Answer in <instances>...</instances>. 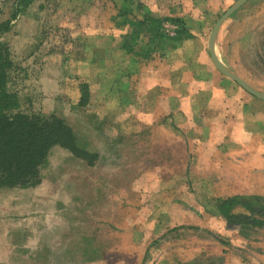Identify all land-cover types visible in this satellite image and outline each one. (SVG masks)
Masks as SVG:
<instances>
[{"label":"rangeland","instance_id":"rangeland-1","mask_svg":"<svg viewBox=\"0 0 264 264\" xmlns=\"http://www.w3.org/2000/svg\"><path fill=\"white\" fill-rule=\"evenodd\" d=\"M14 1L0 0L5 12L3 17L10 14ZM117 2L33 0L25 14L16 21L14 30L3 37L16 65L9 87L21 100L19 110L29 115H55L64 119L76 133L81 147L96 156L90 165V184L86 186L81 180V164H87L82 159L76 158L80 162L75 165L79 167L77 174L66 170L72 161L55 167L56 171L62 172V180H66L62 183L70 181L69 194L74 199L68 204V210L80 211L79 196H90L89 209L99 213L105 223L100 227L91 224L90 258L95 242L105 254L97 264H132L134 258L128 251L129 242L137 240L142 244L148 237L150 247L145 251L142 264L263 263L264 252L258 247V239L262 236L258 230L262 228L241 229L239 225L229 224L224 218L212 214L213 206L210 205L215 198L226 196V193L219 194L210 182L226 178L228 171H225V158L215 157L218 150H210V147L220 149L219 146L225 145V139L217 138L211 145L205 139L203 142L209 149L198 150L204 139L198 131L206 127L208 118L192 116L188 108L185 112L183 109L176 112L180 107L172 105L164 107L165 112L162 110L165 118L160 117L161 111L155 107L154 121L146 123L153 109L145 105L146 98L153 94L155 100L172 101L182 93V98L209 100L212 94L218 98L230 93L224 89L228 85L226 82L244 90L232 79L229 81L227 76L221 87L210 89L212 94L210 90L199 92L194 83L188 87L180 83L184 77L180 66L185 63L193 67L194 59L199 60V54H204L198 42L210 36L201 27L215 13L212 10L214 4L209 3L207 10L200 6L197 11L190 9L185 14L187 19L182 18L189 34L194 32L195 36L191 35L194 40L178 42L176 47L155 53L145 60L122 49L130 30L129 27H120V21L113 18L121 19V14L132 18L135 12L129 13L127 5H121L125 9L119 8ZM261 5L264 0L257 6L245 8L246 12L239 17L236 15L230 23H224L222 37H218L221 48L217 52L227 67L263 93L264 24L255 13ZM138 10L139 13L145 11L142 7ZM212 26L210 23L209 31ZM242 36L246 37V42L243 48L238 47V51L234 41ZM143 43L141 40L135 47L137 52L147 47ZM193 55L196 57L192 58ZM151 67L155 87L148 91L142 87L146 85H142L146 78L141 71L143 73ZM194 68H200L197 62ZM206 68L201 65L204 69L201 77L208 86L212 82ZM82 84H86L89 90L86 107L78 104L83 95ZM244 92L251 95L246 90ZM187 111L192 118L185 117ZM60 150L63 149L56 147L51 152L54 163H57ZM84 162L88 163L87 160ZM49 165L54 168L51 162ZM64 185L61 184L63 188ZM53 191H56L55 186L49 185L0 191V203L5 210L0 211L1 216L4 213L3 217L15 216L19 219L17 224L23 228L25 225L31 230L39 226L44 228L51 222ZM97 196L103 197L100 203H97ZM113 219L117 223L112 224ZM1 226L0 221V232ZM183 226H192L193 229H183ZM46 235L42 234L43 240L48 238ZM33 238V234L7 236L0 233V247L9 239L32 243ZM30 254L36 257L31 264L50 263L47 258L37 259V252L33 249ZM5 256L8 258V253L0 255V260Z\"/></svg>","mask_w":264,"mask_h":264},{"label":"crops","instance_id":"crops-1","mask_svg":"<svg viewBox=\"0 0 264 264\" xmlns=\"http://www.w3.org/2000/svg\"><path fill=\"white\" fill-rule=\"evenodd\" d=\"M117 1V0H116ZM239 0H118L116 5H120L119 8L125 9L124 6L121 5H127V10H129V13L135 12L132 16V18H125L122 17V14L119 15L122 19H116L117 17L113 18L115 21H120V23L123 25L124 22L129 21V23H133L132 21L138 19V20H147V16H150L155 19H163V24L166 19H181L186 27L187 24L184 19H187L185 17V14H188V11L190 9H193V11H197V7H203L202 9L207 10L209 3H213V9L215 10V13L211 14L209 16V21H206V23H203L202 27L203 32L207 35L209 34L211 36L212 30L215 27L218 20L233 6L235 5ZM261 0H247L242 6H240L235 12H233L221 25V28L223 27L224 23H228L230 20H232L236 15L239 17V15L242 14L243 11L246 12L247 7L251 6H257L260 4ZM137 2V3H132ZM115 5V6H116ZM106 7L105 5H103ZM114 6V7H115ZM263 6V7H262ZM142 7L145 11H142V13H139L138 8ZM196 8V9H195ZM211 8V7H210ZM262 8V9H261ZM261 8L259 11L255 12L258 17L254 16V18H257L258 20H261L264 24V5H261ZM245 9V10H244ZM250 9V8H248ZM120 10V9H119ZM184 18V19H182ZM129 19V20H126ZM212 19V20H210ZM137 20V21H138ZM209 22V23H208ZM119 24L118 22H115ZM210 23H212V28L209 31L208 28L210 26ZM230 23V22H229ZM232 23V22H231ZM120 24V25H121ZM231 27L232 24H227V26ZM234 24L232 25V27ZM121 27H129L127 26H121ZM221 28L219 29V32L217 34L216 40H215V52L218 54V49L221 48V43L218 41V37H222ZM126 30V29H125ZM131 33V29H129ZM192 32V31H191ZM190 35L195 36L194 32ZM142 36V35H141ZM139 36V40L141 41L143 37ZM148 36V35H146ZM210 36L207 38L201 39L198 43L201 45V52H203V55H200L199 60L194 59L193 67L192 66H186L185 63L180 66L182 69V77L183 79L180 81V83L183 86L187 87L189 84L194 83L195 86H198L197 89L200 91L204 90H210L213 88L217 89L221 87V83H224V79L227 78L223 75V73L216 67L214 64L212 53L210 50L209 42H210ZM129 37V36H128ZM149 37V36H148ZM125 38H127L125 36ZM124 38V41H125ZM192 38V39H191ZM189 40H194L193 37H191ZM145 42L148 41V38H144ZM246 37L242 36V39L236 40L237 49L238 47L243 48V44ZM123 41V42H124ZM207 44V45H206ZM241 44V45H239ZM199 46V47H200ZM147 49V48H145ZM124 50V49H123ZM239 51V49H238ZM121 48L119 49V53H121ZM125 52V51H124ZM194 53V52H193ZM153 56V54H150V58ZM196 55H193L192 58H195ZM185 59H188V57H185ZM202 59V60H200ZM147 60V59H146ZM213 61V63H212ZM147 62V61H146ZM197 64H199L200 68H194ZM212 63V66L210 65ZM214 64V65H213ZM192 65V62H191ZM201 65H206L207 73L210 74L211 82L210 84L203 82V77H201V73L204 72V69H201ZM137 74H140L139 68H137ZM151 69V70H150ZM149 70H145L143 73L141 71V75L145 76L143 78H146L143 81V84H146L142 87H145L146 90L151 91L154 90L155 83H153L154 79V72L153 67H151ZM199 69V73L197 70ZM137 75V76H138ZM162 78V73H160ZM199 77V78H198ZM169 78V76H167ZM230 81V78H227ZM142 81V78H141ZM245 81V80H244ZM158 82V81H157ZM228 85L224 86L225 91L230 92L229 94L225 96H219L218 98L213 95L212 91L209 92L212 94L211 98L208 99H202V98H196L193 100V98H182L183 93L179 94V96L172 101L169 99H156L154 98V94L146 98L145 105L150 108H153L151 110V113L147 116L146 123L148 125L151 124L155 119V107L158 108L160 113V117L165 118L164 114H162V110H164V107L168 106H178L179 111L181 112L185 108H188L191 110L192 116H206V127L202 128V130H199L198 132H201L200 135L204 137L202 138L201 145L198 147V150H208L209 148L206 147L203 140L206 139V141L211 145L214 144V140L219 139H225V145L218 147H210V150H218L216 151L215 157H223L225 158V171H228V175L224 179H218L210 182V186L216 188L217 192L219 194L225 192L226 196H219L218 198L233 196V195H257L264 197V109H261V107L264 106V101L247 94L244 92V90L240 88H236L233 86V84L226 82ZM158 84V83H157ZM264 85V84H263ZM148 88H147V87ZM163 87L166 86V84L162 85ZM186 87V88H187ZM229 87V88H227ZM252 87V86H251ZM168 89V88H167ZM255 89V88H254ZM185 89L182 88V91ZM230 90V91H229ZM256 90L260 91L256 88ZM264 93V89H261ZM179 90L176 91L178 93ZM133 101V100H132ZM263 105V106H260ZM204 108V109H203ZM183 109V110H181ZM165 112V110H164ZM154 115H153V114ZM182 114V113H181ZM183 115V114H182ZM190 113L185 114V117H189L190 119ZM181 120V119H180ZM180 129L184 131V127L180 125ZM196 132V129H195ZM204 132V133H203ZM166 135H169L168 132H166ZM178 135H180L178 133ZM169 138V137H167ZM203 142V143H202ZM53 150H51L52 152ZM51 152L49 154L48 162L41 168V183L36 187H42V186H55L56 191L55 192L51 207L53 208V211L51 212V222H48V226L38 227L36 229L31 230L28 226L25 225V228L19 226L17 224L19 219H16L15 216H10L9 214L5 216V213L3 216H1L0 213V221L2 223L0 232L3 235H9V236H23V235H34L32 243H25L21 242L20 240L11 241L9 239V242L3 244L0 247V255L4 253H8V258L1 257L2 264H31L33 261L35 262L36 257L33 255H29V252L33 249L34 252H37V259L47 258V261H49V264H94L101 260V257H105L104 253H101L100 245L98 243L94 242L93 249V255H91L92 258H90V251H91V224L93 226L100 227V225H103V220L99 218V213L96 211L91 212L90 208V196L87 197V195H81L79 196V200L81 202L80 211L71 209L68 210V204L71 203L74 199L69 192H70V181L62 183L61 174L62 172L56 171L55 167L56 165H61L65 163H69V168H66L68 173H78L79 167H76L78 163L77 157H75L73 154H71L67 150H60L58 153L59 158H56L57 163H54L51 158ZM221 161V159H218ZM50 162L54 164V168H51L49 165ZM81 164V176L82 181H85L86 184H90L89 175L91 173V166L84 162ZM201 161H199L200 164ZM215 162H217L215 160ZM213 164V160L211 162V165ZM76 165V166H75ZM218 167H220L218 165ZM53 172V173H52ZM71 174V175H72ZM70 175V177H71ZM76 180V179H75ZM72 183V182H71ZM61 184H65L64 188L61 186ZM73 187V185H72ZM35 188V187H34ZM20 189V188H15ZM8 189H4L1 191H7ZM13 191L14 189H9V191ZM23 190V189H22ZM26 190V189H25ZM254 190V192H253ZM52 192V190L50 191ZM216 192V191H215ZM52 193V194H53ZM216 193L214 194V196ZM137 197V196H136ZM12 201L13 198H11ZM97 203H100L101 200H103V197L97 196ZM136 198L134 199V201ZM3 203H0V211L3 212L4 206ZM25 204V203H23ZM57 209V211H56ZM3 214V213H2ZM3 218V219H2ZM114 218V217H113ZM100 220V221H99ZM24 222V221H23ZM116 220L113 219L112 224H115ZM25 223V222H24ZM110 223V224H111ZM105 224V223H104ZM259 233H261V237L258 239V247H262V251L264 252V228L261 230H258ZM132 233V232H131ZM42 234H47V239H42ZM40 236V237H38ZM5 241V237H4ZM130 243V248H128V251L132 253L131 257L133 256L134 261L132 264H142L144 262V257L146 252L148 251L150 247V238H146L142 244H138L137 240L132 243ZM234 244V243H233ZM232 244V245H233ZM235 245V244H234ZM146 251V252H145ZM25 256L23 258V256ZM260 255V254H259ZM17 256H20L17 258ZM22 256V258H21ZM261 257V255H260ZM264 257V256H262ZM17 260V261H16ZM103 261V260H102ZM18 262V263H16ZM105 262V261H104ZM264 263V259H263ZM261 261V264H263Z\"/></svg>","mask_w":264,"mask_h":264},{"label":"trees","instance_id":"trees-1","mask_svg":"<svg viewBox=\"0 0 264 264\" xmlns=\"http://www.w3.org/2000/svg\"><path fill=\"white\" fill-rule=\"evenodd\" d=\"M33 0H15L11 12L0 6V191L4 189H28L41 183V168L48 162L51 150L58 147L69 151L75 157L93 164L96 156L81 147L78 137L64 119L41 114H25L19 109L21 100L10 89L11 74L16 65L11 59L9 45L3 37L14 30L16 21L25 14ZM124 22L131 33L125 38L122 49L127 54L139 55L149 59L150 54L176 47L177 43L192 36L181 19H166L179 26L175 37H168L163 31V19L147 16V20ZM122 24L120 25L123 26ZM142 35V36H141ZM148 35V36H146ZM142 42L147 49L137 52L135 47ZM148 38L145 42L144 38ZM88 87L82 84L79 106L88 104ZM213 216L224 218L229 224L239 225L241 229L264 228V197L257 195H233L215 198ZM210 207V208H211ZM211 211V210H210ZM181 228V227H180ZM193 229L192 226H183Z\"/></svg>","mask_w":264,"mask_h":264},{"label":"water","instance_id":"water-1","mask_svg":"<svg viewBox=\"0 0 264 264\" xmlns=\"http://www.w3.org/2000/svg\"><path fill=\"white\" fill-rule=\"evenodd\" d=\"M247 0H239L235 5H233L216 23L215 27L212 30L211 36H210V50L212 53V58L214 61V64L216 67L227 77L235 81L239 86H241L244 90H246L248 93L253 95L254 97L264 101V93H261L257 90H255L253 87H251L247 82H245L240 76H238L236 73H234L229 67H227L222 60L219 58L217 53L215 52V40L217 37V34L219 32V29L221 28V25L223 22L233 13L235 12L240 6H242Z\"/></svg>","mask_w":264,"mask_h":264},{"label":"built area","instance_id":"built-area-1","mask_svg":"<svg viewBox=\"0 0 264 264\" xmlns=\"http://www.w3.org/2000/svg\"><path fill=\"white\" fill-rule=\"evenodd\" d=\"M179 26L174 23L166 22L162 26V31L168 36V37H175L177 34Z\"/></svg>","mask_w":264,"mask_h":264}]
</instances>
